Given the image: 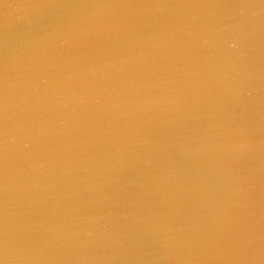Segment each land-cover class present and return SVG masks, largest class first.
I'll return each mask as SVG.
<instances>
[{"label":"water","instance_id":"obj_1","mask_svg":"<svg viewBox=\"0 0 264 264\" xmlns=\"http://www.w3.org/2000/svg\"><path fill=\"white\" fill-rule=\"evenodd\" d=\"M0 264H264V0H0Z\"/></svg>","mask_w":264,"mask_h":264}]
</instances>
